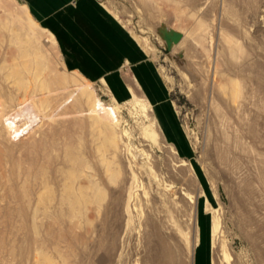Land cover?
I'll list each match as a JSON object with an SVG mask.
<instances>
[{"label":"rangeland","instance_id":"374dc122","mask_svg":"<svg viewBox=\"0 0 264 264\" xmlns=\"http://www.w3.org/2000/svg\"><path fill=\"white\" fill-rule=\"evenodd\" d=\"M99 2L156 68L147 63L143 71L150 96L160 103L136 84V63L124 60L119 69L131 79L138 99L150 104L146 111L142 102L141 108L131 102L133 93L119 96L110 84L84 74L105 102L121 103L117 106L122 120L115 134L119 149L102 151L104 134L91 125L89 111H76L78 106L61 109L54 119L43 112V120L34 126L6 129L0 124V264H163L144 250V243H149L146 218L155 211L164 216L173 236L169 264H264V221H244L238 190L202 132L207 120L211 127L222 121L225 134L242 138L264 157V0ZM0 20L14 23L12 30L0 23V63L7 59L10 65H21L28 60L22 59L14 37L20 33L30 49L42 50V77L59 79L57 87L72 76L65 69L82 73L77 59L83 52L72 48L75 57L68 64L54 32L35 18L25 0H0ZM104 20L114 25L107 17ZM72 26L70 36H81ZM174 33L182 35L177 43ZM197 33L205 36L204 44L194 40ZM50 34L56 46L44 41ZM187 60L195 62L188 70L183 68ZM162 80L167 94L155 97L153 83L161 86ZM234 88L239 96L233 94ZM211 102L221 114L219 121L210 113ZM152 105L177 150L176 159L165 151V141L143 134L154 117ZM1 109L0 105V113ZM253 127L258 137L247 132ZM180 160L195 173L180 172ZM248 166L249 178L258 183L255 168ZM163 183L200 194L197 209L179 196L174 209L161 194ZM94 184L104 189L103 202L90 206L84 200L95 198ZM132 193L138 209L130 212L126 200ZM154 195L160 205L156 210ZM75 196L83 201L71 208L69 201ZM214 217L221 221L217 237ZM220 241L231 254L229 262Z\"/></svg>","mask_w":264,"mask_h":264},{"label":"bare ground","instance_id":"6f19581e","mask_svg":"<svg viewBox=\"0 0 264 264\" xmlns=\"http://www.w3.org/2000/svg\"><path fill=\"white\" fill-rule=\"evenodd\" d=\"M0 23L1 26L5 29L12 30L14 28V23L11 20H0ZM202 26L203 24H200L199 28H203ZM14 37L17 40L16 42L18 43L19 53L21 54L22 59L24 57L28 60H26V62L23 61L22 64L20 62L21 65H10L6 62L7 59L0 63V105L2 106L0 113V124H2V126L6 129L9 126L14 127L18 124H21L22 127L26 125L34 126L39 121L41 122L43 120V112L49 119H54V117L59 114L61 109L68 106H78L76 111L78 113L89 111V118L92 121L91 125L95 128H98L100 130V133L104 134L105 141L102 144V151H107V147L114 150L119 149V142L115 134L117 133V127L121 124L122 120L120 116V106H117L121 105V103H117L115 100L117 104H108L98 96L93 82L89 81L84 76V74L87 75L88 73H90L91 70L84 66L80 67L81 72L83 71L82 73H80L79 71L71 72L65 69V71L72 76L63 78L62 86L57 87L55 84L59 81V79L50 78L49 76L42 77V75L44 74L42 73L44 60V56L41 54L42 50L30 49V45L26 40L24 41L21 38L20 33L16 34ZM205 39V36H200L199 33H197V35L194 37V40L198 44H204ZM44 41L56 46L55 39L52 34H50L49 36H45ZM232 49V46H230L229 52L231 54L233 53ZM178 59L181 61V58L178 57ZM183 64V68L188 70L190 64H195V62L194 60H190V63H188L187 60V62H184ZM102 81L104 83H107L104 79ZM153 86L154 87L152 91L154 92L155 97H162L163 89L161 88L160 84L156 82L153 83ZM122 91L125 92L124 89L120 86L119 92ZM132 93L134 95V98L131 102L136 103V105L141 104L143 100L141 101L138 99L135 89H132ZM233 94L238 95L239 90L234 88ZM142 105L145 108L144 111H146V108L149 107L150 104L148 102H145ZM139 107L141 108V106ZM152 108V110H154L153 105ZM144 111L142 112L144 113ZM67 113L70 112L66 111L65 114ZM210 113H212L213 116L219 121L221 114L218 108L212 102L210 103ZM217 115H219V117ZM153 116L154 117L151 125H149V127L146 126L143 134H145L146 136H150L152 140L156 142L158 140L165 141V151L169 154H172L171 156L176 159L177 150L174 145L169 142L167 132L162 125V121L159 118L158 114L155 113V110ZM210 123L211 122H209L208 120L206 123H204L202 129L203 141H211L214 151V158L218 160L221 167L223 168V172H225L224 175L227 174V176L233 180L235 189L237 188L238 190L239 202L243 205H241L242 207L238 206L242 210V218L246 223H252V221L256 222L258 220L264 221L263 153L256 148L250 149L245 144V141L242 138L238 139V137H235L234 139L231 136L225 134V132L222 131V126H220V123H222V121L217 124L214 123L215 125L212 127ZM255 129L257 130V128L254 127L253 129L250 128L247 132L251 133L252 135L255 134L256 137H258V130L256 131ZM211 131H213V135H211ZM180 161L181 162L177 165L178 167L182 168L180 169V172H186L192 169L193 173H195L193 168H189L190 166L188 163H186L184 160ZM245 161L248 165L253 167L252 169L255 168L256 174L258 176V183L255 181V179L252 181L249 178L248 173L245 169L248 165H244ZM113 176H115V174H113ZM177 181L179 184L182 183L181 179L179 178H177ZM160 183H162V180H160ZM199 184L200 183L198 182V185ZM92 188L95 189V198L93 200L85 199V204H88L90 206H92L93 204L95 205L96 203L102 204L104 189L101 188L98 184H94ZM160 188L162 189V196L166 198L168 203H170L174 209H176L178 205L176 201L177 196H179L178 198H180L182 202H191L194 209H197L196 205L200 194H190L183 191L181 192V190L177 189L173 184L167 183H163V188ZM156 194L158 195V193ZM135 195L136 194L134 193L130 194V196H128L126 200L127 209L130 212L132 210L135 211L138 209V205L135 201ZM157 198L158 197H156L155 195L152 196L153 210H156L159 205ZM165 198L163 199L165 200ZM98 199L100 200L99 202ZM82 201L83 200L80 199V196H75L71 201H69V205L71 206V208H75L77 204ZM238 204L239 203H237V205ZM158 212L155 211L152 218H146L147 221L145 224V228L147 230L148 227V230L146 231L145 235L149 238V243H144V250L147 255L158 256L161 262H164L163 264H169L170 258H172L171 255L173 254L170 247V238H173V236L169 234V227L166 226L164 216H162ZM221 233L222 228L220 218L214 217L213 235L217 237ZM147 237L145 238V241ZM221 251L223 252L222 255H224L223 258L229 262L231 259V254L229 253V250L224 242H221ZM158 258L153 257L154 261H157ZM152 264H155V262H152Z\"/></svg>","mask_w":264,"mask_h":264},{"label":"crops","instance_id":"0c3cea01","mask_svg":"<svg viewBox=\"0 0 264 264\" xmlns=\"http://www.w3.org/2000/svg\"><path fill=\"white\" fill-rule=\"evenodd\" d=\"M25 1L35 18L54 32L68 64L72 61V56L75 57L72 48H75L77 52L82 51L83 55L77 59L78 66H84L90 70L100 69L96 72H90L91 74H87V76L94 81L104 79L114 87L119 96H125L128 95V92L132 93V89L135 87L131 86L129 82L131 79L128 80V75H124L125 72L119 67L124 60L136 63L133 66L134 80L140 89L150 96L145 85L146 79H144L143 71L145 67L143 66H146L147 63L151 65L152 62L149 59L145 60L139 49L140 44L133 40L132 35L124 29L99 0ZM105 17L112 20L114 25H107L108 22L104 20ZM71 25L82 35L79 37L70 36ZM86 42H88L87 47L84 46ZM90 52H94L95 55H91ZM80 60H84L85 63L80 64ZM151 66L152 70L156 69L153 64ZM161 84L163 85H161L162 91L166 96L167 92L163 80ZM120 86L125 92H119ZM150 98L152 99L151 96ZM152 100L160 103V101Z\"/></svg>","mask_w":264,"mask_h":264},{"label":"water","instance_id":"95a60500","mask_svg":"<svg viewBox=\"0 0 264 264\" xmlns=\"http://www.w3.org/2000/svg\"><path fill=\"white\" fill-rule=\"evenodd\" d=\"M182 38V35L180 33H174L173 36H172V40L173 42L177 43L181 40ZM171 39H168V44L171 45Z\"/></svg>","mask_w":264,"mask_h":264}]
</instances>
